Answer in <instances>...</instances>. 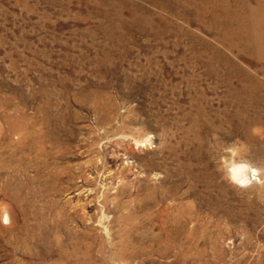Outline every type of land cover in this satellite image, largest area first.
Wrapping results in <instances>:
<instances>
[{
    "label": "rangeland",
    "instance_id": "374dc122",
    "mask_svg": "<svg viewBox=\"0 0 264 264\" xmlns=\"http://www.w3.org/2000/svg\"><path fill=\"white\" fill-rule=\"evenodd\" d=\"M193 2L0 0V264H264L262 125L205 67L264 57Z\"/></svg>",
    "mask_w": 264,
    "mask_h": 264
},
{
    "label": "bare ground",
    "instance_id": "6f19581e",
    "mask_svg": "<svg viewBox=\"0 0 264 264\" xmlns=\"http://www.w3.org/2000/svg\"><path fill=\"white\" fill-rule=\"evenodd\" d=\"M193 1L195 19L204 23V26L209 29L220 31L221 39L227 43L229 48L248 55L256 52L264 57V0ZM218 62L221 63V68L206 63V73L216 80V87L224 84L227 88L229 99L226 106L236 108V111L239 112L233 117L239 120L240 130H247L248 125L261 124L264 136L263 68L259 67L263 76V79L260 80L255 75L237 69L230 59L223 55H220ZM200 110H202L201 105L198 106V111ZM192 121L195 124L196 116H193ZM260 144L261 146L256 147L253 152L264 157V142H260ZM245 153L242 151L237 155L245 157ZM225 168L230 179L239 184L243 185L251 180H256L254 176L258 171L253 166L231 162L226 164Z\"/></svg>",
    "mask_w": 264,
    "mask_h": 264
}]
</instances>
